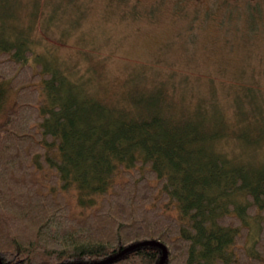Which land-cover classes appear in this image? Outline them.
Here are the masks:
<instances>
[{
	"label": "trees",
	"instance_id": "16d2710c",
	"mask_svg": "<svg viewBox=\"0 0 264 264\" xmlns=\"http://www.w3.org/2000/svg\"><path fill=\"white\" fill-rule=\"evenodd\" d=\"M32 24L0 31L1 263L87 264L154 241L162 264H264V166L214 150L234 133L225 118L182 108L170 76L112 106L63 92L75 80L34 50ZM161 255L144 244L106 264Z\"/></svg>",
	"mask_w": 264,
	"mask_h": 264
},
{
	"label": "rangeland",
	"instance_id": "374dc122",
	"mask_svg": "<svg viewBox=\"0 0 264 264\" xmlns=\"http://www.w3.org/2000/svg\"><path fill=\"white\" fill-rule=\"evenodd\" d=\"M28 23L34 50L75 80L61 91L112 106L132 85L170 76L182 108L234 131L215 151L264 166V0H0V31Z\"/></svg>",
	"mask_w": 264,
	"mask_h": 264
},
{
	"label": "water",
	"instance_id": "95a60500",
	"mask_svg": "<svg viewBox=\"0 0 264 264\" xmlns=\"http://www.w3.org/2000/svg\"><path fill=\"white\" fill-rule=\"evenodd\" d=\"M144 244L156 245V246H158V247H160L162 249L161 258H160V260L157 263V264H162L164 259H165V257H166V255H167V250H166V248H165V246L163 244L158 243V242H154V241H142V242H138V243L129 245L128 247L122 249L121 251H119L118 253H116L115 255H113L111 257H108V258H106V259H104L102 261L93 262V263H87V264H106V263L112 262L115 258H117L118 256L122 255L123 253H125L128 250H130L131 248L139 246V245H144ZM0 264H2L1 261H0Z\"/></svg>",
	"mask_w": 264,
	"mask_h": 264
}]
</instances>
